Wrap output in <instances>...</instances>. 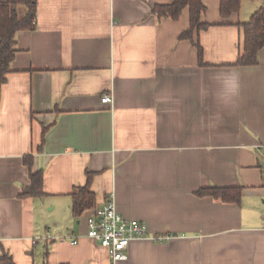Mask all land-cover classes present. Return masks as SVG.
<instances>
[{
  "label": "crops",
  "instance_id": "crops-1",
  "mask_svg": "<svg viewBox=\"0 0 264 264\" xmlns=\"http://www.w3.org/2000/svg\"><path fill=\"white\" fill-rule=\"evenodd\" d=\"M167 1L35 0L34 28L15 32L0 98V253L15 264H264V44L257 64H233L236 23L257 7L223 19L204 0L199 65L179 38L188 8L151 12ZM38 170L43 194L21 196ZM88 172L95 205L77 217ZM212 186L241 198L196 193ZM110 197L148 231L115 263L86 235Z\"/></svg>",
  "mask_w": 264,
  "mask_h": 264
},
{
  "label": "trees",
  "instance_id": "trees-1",
  "mask_svg": "<svg viewBox=\"0 0 264 264\" xmlns=\"http://www.w3.org/2000/svg\"><path fill=\"white\" fill-rule=\"evenodd\" d=\"M242 0H220L219 14L227 19L240 9ZM188 8V27L179 34L180 39L189 40L197 50L198 64H203V49L198 40L201 30L209 26L201 20L206 11L204 0H169L166 3L155 4L151 10L157 20L170 18L176 20L183 8ZM36 13L35 0H16L0 2V98L1 86L7 74L11 71V61L16 52L15 32L21 29H33ZM241 28L242 39L240 53L235 65H254L258 62V53L264 44V1L252 11L244 22L236 23ZM32 157H23V162L30 169ZM30 185L21 189V196H39L42 191V172L29 171ZM90 173H87L86 183L75 187L71 192V210L74 216H79L86 208L95 205L94 194L89 187ZM198 195H210L225 202H238L241 198L240 187H203L197 190ZM0 264H15L13 259L3 250L0 253ZM67 264V263H61Z\"/></svg>",
  "mask_w": 264,
  "mask_h": 264
},
{
  "label": "built area",
  "instance_id": "built-area-1",
  "mask_svg": "<svg viewBox=\"0 0 264 264\" xmlns=\"http://www.w3.org/2000/svg\"><path fill=\"white\" fill-rule=\"evenodd\" d=\"M110 100L108 94L101 97L103 103ZM86 225V235L107 249L113 263L127 259V247L131 240L148 235L147 227L143 222L134 218H124L117 211L112 197L88 214ZM153 238L162 241L167 236L158 234Z\"/></svg>",
  "mask_w": 264,
  "mask_h": 264
},
{
  "label": "rangeland",
  "instance_id": "rangeland-1",
  "mask_svg": "<svg viewBox=\"0 0 264 264\" xmlns=\"http://www.w3.org/2000/svg\"><path fill=\"white\" fill-rule=\"evenodd\" d=\"M264 0H244L245 5H244V10L249 9V8H255L258 7L260 4H262Z\"/></svg>",
  "mask_w": 264,
  "mask_h": 264
},
{
  "label": "water",
  "instance_id": "water-1",
  "mask_svg": "<svg viewBox=\"0 0 264 264\" xmlns=\"http://www.w3.org/2000/svg\"><path fill=\"white\" fill-rule=\"evenodd\" d=\"M263 170H264V163H263Z\"/></svg>",
  "mask_w": 264,
  "mask_h": 264
}]
</instances>
